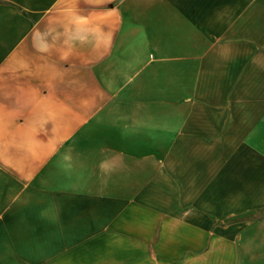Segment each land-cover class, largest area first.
I'll use <instances>...</instances> for the list:
<instances>
[{
    "label": "crops",
    "instance_id": "1",
    "mask_svg": "<svg viewBox=\"0 0 264 264\" xmlns=\"http://www.w3.org/2000/svg\"><path fill=\"white\" fill-rule=\"evenodd\" d=\"M0 264H264V0H0Z\"/></svg>",
    "mask_w": 264,
    "mask_h": 264
}]
</instances>
